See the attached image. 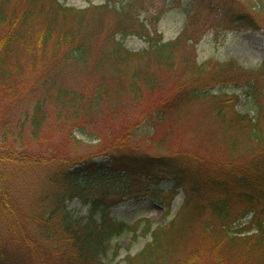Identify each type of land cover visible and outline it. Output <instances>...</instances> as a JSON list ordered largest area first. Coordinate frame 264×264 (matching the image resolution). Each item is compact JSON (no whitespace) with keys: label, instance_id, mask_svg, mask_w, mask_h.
<instances>
[{"label":"trees","instance_id":"trees-1","mask_svg":"<svg viewBox=\"0 0 264 264\" xmlns=\"http://www.w3.org/2000/svg\"><path fill=\"white\" fill-rule=\"evenodd\" d=\"M173 8L183 11L186 23L175 40L165 41L157 25ZM210 27L264 33V0L259 5L254 0H105L84 9L58 0H0V89L13 87L15 102L21 97L15 88L23 80L34 81L44 93L28 116L34 141L42 140L51 102L73 117L76 131L102 140L83 128L85 117L100 112L103 103L114 111L119 99L132 105L153 95L149 120L156 123L173 117L185 123L203 108L200 119L210 124L226 156L210 169L198 156L164 142L157 155H108L111 148L102 164L92 157L76 163L34 151L23 124L5 125L0 130V264H106L111 248L119 256L120 244H111L124 234L150 238L124 258L125 264H264V60L260 76L242 71L236 60L210 68L197 64V45ZM118 36H136L148 47L131 51ZM178 69L185 78L166 90L161 102L159 73L171 76ZM71 71L86 72L79 92L67 86ZM95 76L99 81L90 88ZM231 84L242 89L246 112L237 110L240 95L212 92ZM119 139L115 144L124 148ZM15 167L49 169L45 179L51 192L34 197L33 212L13 191L18 177L7 170ZM108 171L125 173L134 182L171 180L173 193L185 194L181 216L157 227L150 220L129 225L113 219L106 207L121 193L104 186ZM74 199L89 203L87 217L68 211L66 203Z\"/></svg>","mask_w":264,"mask_h":264},{"label":"rangeland","instance_id":"rangeland-1","mask_svg":"<svg viewBox=\"0 0 264 264\" xmlns=\"http://www.w3.org/2000/svg\"><path fill=\"white\" fill-rule=\"evenodd\" d=\"M60 3L75 7L77 9L87 8L89 5L103 4L105 0H58ZM122 1V0H121ZM259 5V0H254ZM151 13L156 11L155 7ZM146 13H142L144 18ZM185 15L180 8H173L166 11L157 25V30L163 35L165 41L175 40L182 32L185 26ZM126 48L131 51H141L148 47L146 41L136 37L129 36L117 38ZM195 60L197 64H206L208 68L217 64L225 63L230 60H236L242 71H250L253 76H260L258 69L262 67L264 60V33L262 31H236L225 29L224 27H210L203 34L195 51ZM65 71V70H64ZM182 70L171 76L168 72L159 73L162 77L163 91L159 93L160 101H164L165 91L174 89L180 81L185 78ZM86 73V72H85ZM84 72L71 71L67 74L66 83L69 88L79 92L84 89L86 83V74ZM62 78V76H61ZM99 81V77H92L89 85L94 87ZM60 82L59 79L57 83ZM20 99L15 102L12 99L13 87L0 89V130L1 127L8 125L17 129L21 124L24 126L25 141L30 143L34 151L45 153L46 155H58L67 160H74L76 163L92 157L99 164L105 162V151L112 148L114 153L108 155L134 152L137 154L157 155L159 149L163 148V143L168 142L174 150L180 149L187 153L201 158L210 169L217 162H223L226 159L223 149H219V142L215 138L213 129L208 122L200 119L203 114V108L196 115L186 117L184 121L177 123L178 119L173 117L166 122H153L149 120L152 110L155 108L156 98L153 95L145 97L144 101L129 104L126 100L119 99L120 106L117 110L111 111L110 105L103 103L100 105L97 114H90L85 117L83 124L86 131L96 136H84L76 131L79 124L74 123L73 117H68L65 113L59 112V107L54 103L47 106V117L42 128V140H33L31 136V123L28 116L32 114L33 106L38 99L44 96L43 91L36 89L34 81L23 80L17 85ZM214 94L224 95L236 93L241 96V101L237 105L239 112H246V98L241 93V88H236L233 84L227 86H216ZM52 94V93H51ZM54 97V95L52 94ZM122 102V103H121ZM158 105V104H157ZM196 110L200 106H194ZM253 116L254 112L249 111ZM93 116L101 119L94 120ZM94 120V122L91 121ZM156 124V125H154ZM120 137L118 142L125 143V149L115 144L116 138ZM164 137L163 139H161ZM211 137V138H210ZM116 146V148H115ZM49 169L37 168H9V175L18 177V181L12 188L20 205L27 210L35 211L30 208L34 197L44 193H50V185L45 179L46 172ZM105 187L115 190L116 199L113 204L108 205L107 211L113 219L132 225L140 220H150L154 227L164 226L174 218H179L182 214L183 204L185 203V194L183 190L177 193L171 189L174 183L171 180L152 182L148 180L132 181L128 175L122 174H103ZM134 182V183H133ZM22 183V184H21ZM122 196V197H121ZM121 197V198H120ZM166 198V199H165ZM109 199V201L111 200ZM170 201V204H169ZM67 209L74 216H88L91 208L89 203L74 199L67 201ZM24 208V209H25ZM103 208V207H102ZM100 212L96 214L99 220ZM250 217L243 222L247 223ZM150 240L139 234L134 240L132 235L124 234L121 238L112 242V247L116 243L121 246L118 257H114L113 248L105 257L106 264H125L124 258L127 255H135L143 249Z\"/></svg>","mask_w":264,"mask_h":264}]
</instances>
